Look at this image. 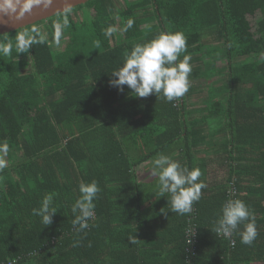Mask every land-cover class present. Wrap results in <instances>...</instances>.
<instances>
[{
    "label": "trees",
    "instance_id": "16d2710c",
    "mask_svg": "<svg viewBox=\"0 0 264 264\" xmlns=\"http://www.w3.org/2000/svg\"><path fill=\"white\" fill-rule=\"evenodd\" d=\"M57 19L25 27L46 34L28 54L0 55V264H264V0H92L72 9L59 45ZM175 32L187 38L179 59L191 56L183 97L110 84L135 44ZM158 154L201 169L190 215L157 196ZM93 180L95 218L77 236L71 206ZM49 193L57 214L45 226L32 210ZM229 199L255 215L251 246L212 232Z\"/></svg>",
    "mask_w": 264,
    "mask_h": 264
},
{
    "label": "clouds",
    "instance_id": "9594fccd",
    "mask_svg": "<svg viewBox=\"0 0 264 264\" xmlns=\"http://www.w3.org/2000/svg\"><path fill=\"white\" fill-rule=\"evenodd\" d=\"M56 0H0V24L7 20H22L26 14L31 15L34 8L47 10ZM62 13L55 21L54 38L59 45L65 29L70 27L72 8L70 0H64ZM134 25V20L129 18L121 29L127 32ZM117 29L109 26L103 30L104 36L111 37ZM46 42V34L41 33L37 27L24 28L16 32L14 38L9 35H0V55L11 56L13 51L17 54H28L29 49L35 44ZM101 42L95 41L99 48ZM187 51V38L182 32L161 33L147 43H137L130 53L125 56V61L119 70L112 73V86L123 91V86L139 98L155 95L167 102H172L183 97L190 88V74L192 67L191 56L180 54ZM264 59V52L258 54ZM151 175L158 178L156 185L157 196H170L171 212L178 215H190L193 204L201 199L202 189L207 184L201 179L203 173L199 168L189 169L174 161L170 156L158 154L152 161ZM101 189L93 180L91 183L79 184V197L71 206L74 215L72 225L77 236L89 229V221L95 218V203ZM55 193L44 196L40 207L34 208L32 214L40 217L45 226L53 222L57 208L53 206ZM94 226V225H93ZM242 229V230H241ZM212 232L230 238L234 233H239L241 243L251 246L258 236L255 215L247 204L241 199H229L220 209L217 219L213 223ZM82 239V238H81ZM81 239H74L72 246L79 247ZM131 244H137L135 235L129 237Z\"/></svg>",
    "mask_w": 264,
    "mask_h": 264
},
{
    "label": "water",
    "instance_id": "95a60500",
    "mask_svg": "<svg viewBox=\"0 0 264 264\" xmlns=\"http://www.w3.org/2000/svg\"><path fill=\"white\" fill-rule=\"evenodd\" d=\"M92 0H70L71 8H76L81 5H85L86 3ZM64 0H56L54 5L47 9L42 10L40 8H34L31 15H27L22 20H7L5 24H0V35L7 34L10 32L17 31L19 29L35 25L39 22L48 20L56 15L62 13L64 8Z\"/></svg>",
    "mask_w": 264,
    "mask_h": 264
},
{
    "label": "rangeland",
    "instance_id": "374dc122",
    "mask_svg": "<svg viewBox=\"0 0 264 264\" xmlns=\"http://www.w3.org/2000/svg\"><path fill=\"white\" fill-rule=\"evenodd\" d=\"M121 1H123V0H121ZM121 4H122V6H123V3L121 2ZM260 16L258 15L257 17H256V19L255 18H249L250 19V21L252 22V25H253V27L255 28V23H256V20H257V18H259ZM62 43H63V41H62ZM65 46V43H63V47ZM218 67L219 68H221L222 70H223V73H224V75H226V73H227V71H226V69H227V64L226 63H222V62H219L218 63ZM216 79H218V78H214V80H216ZM204 83V81L203 80H201V79H199V80H196L195 81V84H197V85H199V84H203ZM204 85V84H203ZM200 107H202V106H200ZM213 121H216V120H213ZM151 174V173H150ZM224 174V173H223ZM223 174L221 173L220 175H219V178L220 179H222L223 180ZM255 264H259V263H255Z\"/></svg>",
    "mask_w": 264,
    "mask_h": 264
},
{
    "label": "built area",
    "instance_id": "2783aa9c",
    "mask_svg": "<svg viewBox=\"0 0 264 264\" xmlns=\"http://www.w3.org/2000/svg\"><path fill=\"white\" fill-rule=\"evenodd\" d=\"M230 192H232V194H237L236 190H230ZM233 235L230 238H228L231 241L230 246H232V247H234L236 245V242L234 240V236ZM220 236L224 237L223 235H220Z\"/></svg>",
    "mask_w": 264,
    "mask_h": 264
},
{
    "label": "crops",
    "instance_id": "0c3cea01",
    "mask_svg": "<svg viewBox=\"0 0 264 264\" xmlns=\"http://www.w3.org/2000/svg\"><path fill=\"white\" fill-rule=\"evenodd\" d=\"M151 173V172H150ZM220 174H218V177H219Z\"/></svg>",
    "mask_w": 264,
    "mask_h": 264
}]
</instances>
